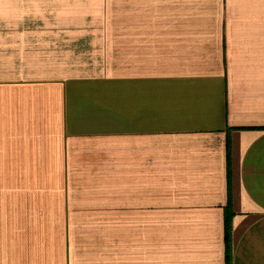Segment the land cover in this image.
<instances>
[{
  "label": "crops",
  "instance_id": "obj_1",
  "mask_svg": "<svg viewBox=\"0 0 264 264\" xmlns=\"http://www.w3.org/2000/svg\"><path fill=\"white\" fill-rule=\"evenodd\" d=\"M264 264V0H0V264Z\"/></svg>",
  "mask_w": 264,
  "mask_h": 264
},
{
  "label": "trees",
  "instance_id": "obj_2",
  "mask_svg": "<svg viewBox=\"0 0 264 264\" xmlns=\"http://www.w3.org/2000/svg\"><path fill=\"white\" fill-rule=\"evenodd\" d=\"M232 213L230 209L225 211V242H226V263L231 264L232 258V232H231Z\"/></svg>",
  "mask_w": 264,
  "mask_h": 264
}]
</instances>
